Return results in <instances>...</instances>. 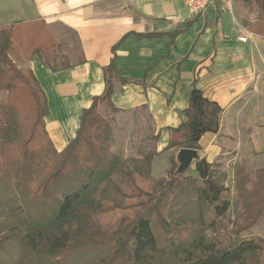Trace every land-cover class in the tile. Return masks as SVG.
<instances>
[{"label": "trees", "instance_id": "obj_1", "mask_svg": "<svg viewBox=\"0 0 264 264\" xmlns=\"http://www.w3.org/2000/svg\"><path fill=\"white\" fill-rule=\"evenodd\" d=\"M234 5L264 14V0ZM256 23L242 19L264 38V21ZM63 30L75 45L70 55L42 22L0 27V264H262L264 239L249 233L264 223V167L250 174L244 163L232 165V200L219 163L199 159L192 176L177 174L172 157L153 178L154 151L122 160L111 151V121L98 111L121 112L111 102L113 83L127 81L112 62L103 94L56 152L45 129L46 96L19 64L37 57L52 72L81 64L76 35ZM222 112L194 87L166 150H199L205 134L218 133Z\"/></svg>", "mask_w": 264, "mask_h": 264}, {"label": "crops", "instance_id": "obj_2", "mask_svg": "<svg viewBox=\"0 0 264 264\" xmlns=\"http://www.w3.org/2000/svg\"><path fill=\"white\" fill-rule=\"evenodd\" d=\"M26 22L70 30L83 58L58 72L37 57L20 65L46 96L45 129L56 152L75 138L82 112L103 94L104 69L112 62L127 81L113 83L112 105L144 110L152 123L151 177H162L176 160L178 150H166L170 130L185 120L194 87L223 110L218 133L198 143L199 159L232 170L264 158V38L245 30L236 10L222 12L217 2L189 19L184 0H0V27Z\"/></svg>", "mask_w": 264, "mask_h": 264}, {"label": "rangeland", "instance_id": "obj_3", "mask_svg": "<svg viewBox=\"0 0 264 264\" xmlns=\"http://www.w3.org/2000/svg\"><path fill=\"white\" fill-rule=\"evenodd\" d=\"M235 7V9H234ZM233 7V11L239 14L241 21L244 18L249 17L251 22L255 24L257 28V21H264V14H260L257 10L249 11L244 6H235ZM232 11V13H233ZM53 35H55V40L63 47L64 51L69 50L68 55H70L72 49L75 47L72 37L66 31L60 29L51 31ZM61 49V50H62ZM76 53V52H75ZM62 54V52H60ZM21 64H19L20 66ZM2 95L0 94V97ZM103 106V105H100ZM99 113L107 120L111 121L112 135H113V144L111 151L118 155L122 160L129 161L132 159H138L140 157H144L145 154L152 152L154 136L152 123L148 118L147 113L144 110H137L134 112H118L112 113L110 109L101 108ZM255 159L247 160L246 162H242L246 165L247 170L250 174L261 167H264V158L258 159V161H254ZM261 161V162H260ZM240 163V162H239ZM224 170L228 176L226 186L230 189V195L233 200V188H232V170H228V168L224 167ZM188 172V173H187ZM186 175L195 176V173L192 169L187 171ZM235 221V213L233 209L227 216V220L225 223L229 228H232V223ZM249 235L257 236L264 239V223H261L257 228L252 230ZM262 264H264V256H262Z\"/></svg>", "mask_w": 264, "mask_h": 264}, {"label": "built area", "instance_id": "obj_4", "mask_svg": "<svg viewBox=\"0 0 264 264\" xmlns=\"http://www.w3.org/2000/svg\"><path fill=\"white\" fill-rule=\"evenodd\" d=\"M217 2L222 12H227V13L232 14L234 0H184L187 17L189 19L194 18L197 15L202 14L212 4L217 3ZM237 40L240 43H246L247 38L238 37Z\"/></svg>", "mask_w": 264, "mask_h": 264}, {"label": "water", "instance_id": "obj_5", "mask_svg": "<svg viewBox=\"0 0 264 264\" xmlns=\"http://www.w3.org/2000/svg\"><path fill=\"white\" fill-rule=\"evenodd\" d=\"M199 160V155L196 150L182 149L176 155V163L178 165L176 173L185 174L193 163Z\"/></svg>", "mask_w": 264, "mask_h": 264}]
</instances>
